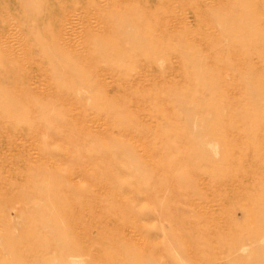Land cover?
<instances>
[{"label":"rangeland","instance_id":"1","mask_svg":"<svg viewBox=\"0 0 264 264\" xmlns=\"http://www.w3.org/2000/svg\"><path fill=\"white\" fill-rule=\"evenodd\" d=\"M139 2L0 0V264H264V0Z\"/></svg>","mask_w":264,"mask_h":264},{"label":"bare ground","instance_id":"2","mask_svg":"<svg viewBox=\"0 0 264 264\" xmlns=\"http://www.w3.org/2000/svg\"><path fill=\"white\" fill-rule=\"evenodd\" d=\"M3 1V0H2ZM6 1V0H5ZM17 1V0H16ZM140 2H141V0H140ZM139 2V3H140ZM133 3V2H132ZM69 4V3H68ZM71 4V3H70ZM106 4V3H105ZM5 5V4H4ZM79 5H81V7H82V4H79ZM59 7H61V5L59 6ZM63 8V7H62ZM103 8V7H102ZM4 9H5V7H4ZM8 9V8H7ZM104 9V8H103ZM131 9V8H130ZM16 10V9H15ZM20 11V10H19ZM105 11V10H104ZM145 12V11H144ZM9 13V12H8ZM95 15V14H94ZM56 16H57V14H56ZM18 17V16H17ZM16 17V18H17ZM55 18V17H54ZM58 19V18H57ZM71 19V18H70ZM11 20V19H10ZM43 20V19H42ZM60 21V20H59ZM10 22V21H9ZM53 22H57V21H53ZM16 23V22H15ZM60 23V22H59ZM62 23V22H61ZM54 24V23H53ZM57 24H58V22H57ZM63 24V23H62ZM45 25V24H44ZM104 25V24H103ZM11 26V25H10ZM55 26H57L58 27V25H55ZM60 26V25H59ZM59 28V27H58ZM58 30V29H57ZM57 30H55V31H57ZM95 31H97V30H95ZM99 31V30H98ZM102 31V30H101ZM8 32V31H7ZM10 33V32H9ZM103 33V32H102ZM97 35V34H96ZM65 36V35H64ZM66 37V36H65ZM101 37V36H100ZM58 40V39H57ZM13 43V42H12ZM5 46H7V45H5ZM4 48V47H3ZM7 49V48H6ZM64 49V48H63ZM5 54V53H4ZM77 55V54H76ZM75 56V55H74ZM6 57V56H5ZM10 57V56H9ZM77 57V56H76ZM76 57H75V59H76ZM11 59H13V58H11ZM3 86V85H2ZM28 93V92H27ZM30 98V97H29ZM243 250V249H242Z\"/></svg>","mask_w":264,"mask_h":264}]
</instances>
